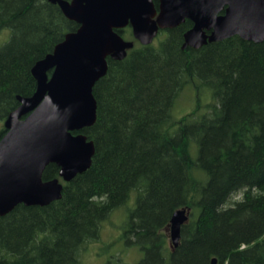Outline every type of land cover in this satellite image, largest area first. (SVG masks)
I'll list each match as a JSON object with an SVG mask.
<instances>
[{
    "label": "trees",
    "instance_id": "1",
    "mask_svg": "<svg viewBox=\"0 0 264 264\" xmlns=\"http://www.w3.org/2000/svg\"><path fill=\"white\" fill-rule=\"evenodd\" d=\"M78 26L49 0H0V31L10 30L0 47V138L17 97L36 89L33 65ZM191 27L160 30L147 45L130 26L116 30L134 46L108 57L93 86L96 120L79 131L94 144L91 164L68 182L48 164L42 179L58 178L61 198L0 216V264H81L103 221L130 199L122 238L142 252L132 264H264V40L182 48ZM186 89L208 101L175 112ZM184 207L171 250L165 231Z\"/></svg>",
    "mask_w": 264,
    "mask_h": 264
},
{
    "label": "water",
    "instance_id": "2",
    "mask_svg": "<svg viewBox=\"0 0 264 264\" xmlns=\"http://www.w3.org/2000/svg\"><path fill=\"white\" fill-rule=\"evenodd\" d=\"M49 1L79 26L33 65L34 93L18 96L19 105L3 121L0 216L18 204L46 206L61 198L62 182L42 179L48 164L59 168L63 182L90 166L94 144L79 131L96 120L93 86L106 74L108 57L122 60L134 46L117 29L130 26L133 38L147 45L160 30L189 20L192 27L184 33L182 48L197 49L234 35L264 40V0H157V7L153 0ZM189 213L190 208H179L170 217L172 249L179 245ZM216 262L214 257L211 264Z\"/></svg>",
    "mask_w": 264,
    "mask_h": 264
},
{
    "label": "rangeland",
    "instance_id": "3",
    "mask_svg": "<svg viewBox=\"0 0 264 264\" xmlns=\"http://www.w3.org/2000/svg\"><path fill=\"white\" fill-rule=\"evenodd\" d=\"M10 37L9 28H3L0 31V47L4 45ZM208 97L200 95L201 104H205ZM175 108L178 111H190V109L199 103L194 92L185 90ZM239 199V195H234L232 201ZM132 199L127 206H120L113 210L108 218L103 221L99 236L97 239L87 244L81 253V264H132L142 255L139 248L132 244H125L122 238L124 221L126 220L127 207L132 208ZM167 235L166 246L172 249L169 237V228L165 231Z\"/></svg>",
    "mask_w": 264,
    "mask_h": 264
}]
</instances>
